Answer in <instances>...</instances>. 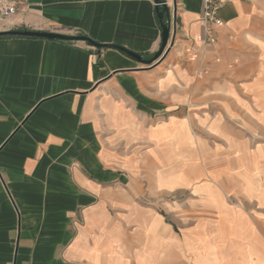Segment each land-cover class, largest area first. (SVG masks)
Listing matches in <instances>:
<instances>
[{
  "label": "crops",
  "instance_id": "1",
  "mask_svg": "<svg viewBox=\"0 0 264 264\" xmlns=\"http://www.w3.org/2000/svg\"><path fill=\"white\" fill-rule=\"evenodd\" d=\"M24 0L0 32V264H264V0ZM166 17H164V21Z\"/></svg>",
  "mask_w": 264,
  "mask_h": 264
},
{
  "label": "water",
  "instance_id": "2",
  "mask_svg": "<svg viewBox=\"0 0 264 264\" xmlns=\"http://www.w3.org/2000/svg\"><path fill=\"white\" fill-rule=\"evenodd\" d=\"M156 5V12L157 16L159 18L160 26H161V43L154 54V56L148 60H144L141 55L136 54L132 51H129L121 46L117 45H108V47L119 49L128 56L145 63H151L153 61H156L161 57V55L167 50V47L169 45V41L171 42L173 33L170 29V20H169V7L167 6V3L163 0H155ZM164 17H166V20L164 21ZM0 35H9V36H27V37H38V38H46V39H63V40H71V39H80L85 40L92 44L93 46L97 48L105 47L106 45L97 43L90 38L86 36H68L63 35L55 32H48V31H33V30H6L1 31Z\"/></svg>",
  "mask_w": 264,
  "mask_h": 264
},
{
  "label": "built area",
  "instance_id": "3",
  "mask_svg": "<svg viewBox=\"0 0 264 264\" xmlns=\"http://www.w3.org/2000/svg\"><path fill=\"white\" fill-rule=\"evenodd\" d=\"M229 1L231 0H201L200 46L202 48H210L216 44V33L222 24L218 12L221 6ZM23 6L24 0H0V21L14 16Z\"/></svg>",
  "mask_w": 264,
  "mask_h": 264
}]
</instances>
